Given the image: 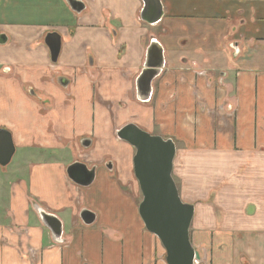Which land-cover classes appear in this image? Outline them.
Returning a JSON list of instances; mask_svg holds the SVG:
<instances>
[{
  "label": "crops",
  "instance_id": "crops-1",
  "mask_svg": "<svg viewBox=\"0 0 264 264\" xmlns=\"http://www.w3.org/2000/svg\"><path fill=\"white\" fill-rule=\"evenodd\" d=\"M79 1L77 14L66 0H0V129L14 146L0 166V264H166L138 214L135 150L117 137L130 123L175 143L172 177L181 152L193 172L189 158L207 153L210 176L241 156L219 214L198 208L187 184L180 197L195 207L198 264H264V0H161L156 25L139 19L140 0ZM48 33L61 36L56 62ZM152 41L164 65L143 101ZM75 162L94 168L89 187L68 178ZM37 208L61 222L60 241Z\"/></svg>",
  "mask_w": 264,
  "mask_h": 264
},
{
  "label": "water",
  "instance_id": "water-1",
  "mask_svg": "<svg viewBox=\"0 0 264 264\" xmlns=\"http://www.w3.org/2000/svg\"><path fill=\"white\" fill-rule=\"evenodd\" d=\"M142 3L139 19L148 25H156L163 16L161 0H140ZM70 9L79 14L85 6L79 0H66ZM6 42L5 36H0V44ZM52 62H56L61 50V36L48 33L44 39ZM163 52L161 47L152 41L147 53L144 70L138 77V97L145 101L151 93V82L163 67ZM65 85L67 81L59 78ZM117 137L128 143L134 150L133 171L138 182L142 200L138 205V214L145 229L153 234L165 251L166 264H198L195 260V249L190 240V226L194 216L193 204L181 200L175 181L172 177L173 162L176 153L175 143L149 134L134 124H126L117 131ZM82 146L88 147L90 140L84 139ZM14 146L11 134L0 129V166L6 167L13 156ZM67 176L74 184L89 187L95 178L94 168L89 169L81 162L68 166ZM44 226L50 231L56 241L62 234L61 222L53 215L37 208ZM80 219L85 225L95 220V215L89 210H82Z\"/></svg>",
  "mask_w": 264,
  "mask_h": 264
},
{
  "label": "rangeland",
  "instance_id": "rangeland-1",
  "mask_svg": "<svg viewBox=\"0 0 264 264\" xmlns=\"http://www.w3.org/2000/svg\"><path fill=\"white\" fill-rule=\"evenodd\" d=\"M207 153L204 152H196L195 154H193L189 160H191L192 162H194V160L196 162H199L198 165H202V166H193L194 168H199V171H194L193 169H191L190 164L187 165V163L185 161H187V157L188 154H184V153H179V158H178V162L179 166L177 165V170H175V175L173 176V179L175 181V184L177 186L178 192L181 189H183L184 187L182 186L183 183L184 185L187 184V186H189L188 189H184V191L186 190V192L188 191L189 193H191V199L195 200L197 203V205L199 204V206H197L198 208H203V209H207L208 212H210L211 210H213L215 213L219 214L221 210V205L216 203V200L218 199H225L226 197H229L230 194L227 193V188H225L222 185V181H224L223 179H228L230 181V179L234 180V176H235V165L237 163H239V160L242 159L241 156L235 155V156H227L226 161H224V167L227 165L228 167V172H224V176H221L219 174L218 168L214 169L216 170V174H212L211 176L209 175V173H211L210 171L207 170H213L212 168H208L207 166ZM204 156V157H203ZM206 159V161H205ZM205 162V163H204ZM11 164V163H10ZM175 167V169H176ZM226 167V168H227ZM226 171V169H225ZM210 178V180L208 179ZM197 180V181H195ZM197 182L199 183V185L195 188H192V184L193 182ZM210 186H212V189L209 190ZM207 192L209 193V196L206 201H203L202 198H204L207 195ZM235 195V192L232 194V196ZM246 195V194H245ZM179 196H180V192H179ZM247 196H250V191L247 194ZM139 200L141 202L142 200V196L140 193L139 196ZM181 198V197H180ZM186 198V197H185ZM182 199V198H181ZM184 202V200H182ZM216 203V204H215ZM202 204V205H200Z\"/></svg>",
  "mask_w": 264,
  "mask_h": 264
}]
</instances>
